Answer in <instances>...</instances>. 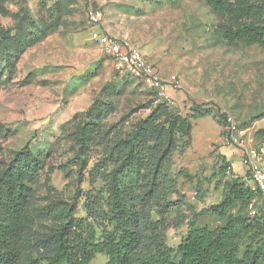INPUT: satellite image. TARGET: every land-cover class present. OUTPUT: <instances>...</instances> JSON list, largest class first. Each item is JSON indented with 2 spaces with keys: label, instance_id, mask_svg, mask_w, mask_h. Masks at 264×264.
Instances as JSON below:
<instances>
[{
  "label": "rangeland",
  "instance_id": "rangeland-1",
  "mask_svg": "<svg viewBox=\"0 0 264 264\" xmlns=\"http://www.w3.org/2000/svg\"><path fill=\"white\" fill-rule=\"evenodd\" d=\"M89 9L99 13L97 24L89 22ZM227 25L203 0H0V28L13 47L9 62L0 60V163L29 144L43 162L32 187L35 206L71 204L78 190L90 189L88 171L99 157L95 149L82 151L88 166L79 185L71 162L74 135L95 100L111 102L116 110L106 124L121 121L126 131L157 106L181 116L200 106L208 113L191 121V146L174 154L172 171L191 177V183L181 177L177 182L189 218L199 227L219 223L201 213L223 196L221 160L229 166L227 176L251 185L242 150L222 141L226 118L244 132L247 147L257 148L254 133L264 128V48L227 42ZM27 32L39 39L19 46ZM93 32L127 42L164 80L176 77L180 88L169 85L167 101H159L144 80L131 78L91 41ZM82 202L77 201V216H83ZM59 224L50 217L33 229L48 233ZM187 229V224L171 228L167 246L175 249ZM106 262L96 255L90 264Z\"/></svg>",
  "mask_w": 264,
  "mask_h": 264
},
{
  "label": "trees",
  "instance_id": "trees-1",
  "mask_svg": "<svg viewBox=\"0 0 264 264\" xmlns=\"http://www.w3.org/2000/svg\"><path fill=\"white\" fill-rule=\"evenodd\" d=\"M203 1L228 22L223 30L227 42L264 48V0ZM38 39L27 32L19 46ZM9 42L0 28L4 63L13 50ZM115 110L111 102L97 99L81 115L74 135L77 152L71 159L79 185L88 166L82 151L95 149L99 157L88 171L90 189L78 190L71 204L35 206L32 187L43 162L29 144L8 163H0V264H90L96 255L105 256L106 264H264V200L243 178L227 176L224 159L219 169L226 178L223 196L201 213L219 223L197 226L177 189L178 178L192 180L186 172L172 171L173 156L190 148L191 121L208 111L193 106L181 116L157 106L126 131L121 121L106 124ZM254 137L264 157V128ZM195 190L202 200L199 186ZM79 199L83 216H77ZM252 202L254 214L248 211ZM50 217L60 221L57 228L34 231L36 223ZM185 224L188 229L179 244L168 247L167 232Z\"/></svg>",
  "mask_w": 264,
  "mask_h": 264
},
{
  "label": "built area",
  "instance_id": "built-area-1",
  "mask_svg": "<svg viewBox=\"0 0 264 264\" xmlns=\"http://www.w3.org/2000/svg\"><path fill=\"white\" fill-rule=\"evenodd\" d=\"M86 14L90 23H98L100 17L97 11L89 9ZM90 39L119 66L126 68L131 78L144 80L154 91L159 101H167L169 85L176 89L180 88L176 77L172 76L164 80L155 66L139 50L130 47L127 42L96 32L90 34ZM222 141L224 144L233 145L242 150V162L250 176L251 185H249V188L258 193L264 200L263 150L247 147L244 132L238 128L235 121L230 117L226 118ZM191 199L194 200V197ZM248 211L250 214H254L253 202L248 206Z\"/></svg>",
  "mask_w": 264,
  "mask_h": 264
},
{
  "label": "crops",
  "instance_id": "crops-1",
  "mask_svg": "<svg viewBox=\"0 0 264 264\" xmlns=\"http://www.w3.org/2000/svg\"><path fill=\"white\" fill-rule=\"evenodd\" d=\"M242 172H243V170H242Z\"/></svg>",
  "mask_w": 264,
  "mask_h": 264
}]
</instances>
